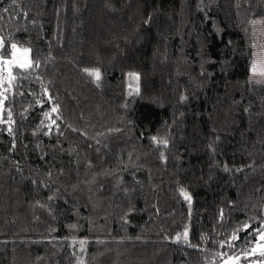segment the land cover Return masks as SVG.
Instances as JSON below:
<instances>
[{"label": "trees", "instance_id": "16d2710c", "mask_svg": "<svg viewBox=\"0 0 264 264\" xmlns=\"http://www.w3.org/2000/svg\"><path fill=\"white\" fill-rule=\"evenodd\" d=\"M256 19L264 0H0V58L29 60L0 85V264L255 258Z\"/></svg>", "mask_w": 264, "mask_h": 264}, {"label": "rangeland", "instance_id": "374dc122", "mask_svg": "<svg viewBox=\"0 0 264 264\" xmlns=\"http://www.w3.org/2000/svg\"><path fill=\"white\" fill-rule=\"evenodd\" d=\"M252 29L254 35V52L253 61L250 70V82L252 83H264V46L259 43L260 39L264 36V19H256L252 21ZM13 60V61H12ZM14 64H27L29 62L27 51L25 49L15 47L13 50V59L9 64V68H12ZM0 70H1V83L7 80V72L4 67L3 59L0 58ZM2 92V89L0 90ZM3 93V92H2ZM0 93V97L2 96ZM2 115V98H0V117ZM264 213V211H263ZM255 257L250 259L248 264H264V232L258 236V240L249 253L246 254V258ZM242 257H227L219 264H241Z\"/></svg>", "mask_w": 264, "mask_h": 264}, {"label": "water", "instance_id": "95a60500", "mask_svg": "<svg viewBox=\"0 0 264 264\" xmlns=\"http://www.w3.org/2000/svg\"><path fill=\"white\" fill-rule=\"evenodd\" d=\"M3 63H4V67L6 69V72H7V77H8V82H9L10 77H11V69L9 68V64L11 63V59L4 58Z\"/></svg>", "mask_w": 264, "mask_h": 264}, {"label": "snow or ice", "instance_id": "6c2138e0", "mask_svg": "<svg viewBox=\"0 0 264 264\" xmlns=\"http://www.w3.org/2000/svg\"><path fill=\"white\" fill-rule=\"evenodd\" d=\"M13 47H15V46H13ZM20 66L25 67V64H21ZM90 74H94L96 76V78L99 79V73L98 72L97 73H90Z\"/></svg>", "mask_w": 264, "mask_h": 264}]
</instances>
